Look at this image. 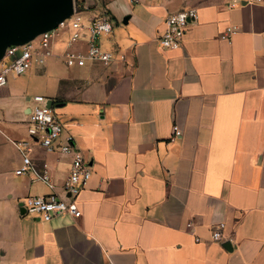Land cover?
<instances>
[{
    "label": "crops",
    "instance_id": "obj_1",
    "mask_svg": "<svg viewBox=\"0 0 264 264\" xmlns=\"http://www.w3.org/2000/svg\"><path fill=\"white\" fill-rule=\"evenodd\" d=\"M79 9L117 23L99 45L126 61L58 70L50 60L63 61L68 35L57 55L14 79L22 88L0 89V133L15 151L5 169L0 153V264H264V2L196 6L179 50L158 42L177 3L83 0ZM32 92L93 168L78 219L21 214L28 197L67 199L71 169L69 156L34 142L54 190L16 175L15 142L32 141V107L22 101ZM219 224L224 238L213 242Z\"/></svg>",
    "mask_w": 264,
    "mask_h": 264
},
{
    "label": "built area",
    "instance_id": "obj_2",
    "mask_svg": "<svg viewBox=\"0 0 264 264\" xmlns=\"http://www.w3.org/2000/svg\"><path fill=\"white\" fill-rule=\"evenodd\" d=\"M262 3L264 0H253ZM195 9L181 10L169 14L166 17V29L158 37L159 45L165 50H179L184 45L185 36L191 24L196 21ZM70 30L68 42L61 55L68 68L84 67L88 63H101L110 65L115 61L125 63V55H116L103 51L99 40L113 33V23L107 15L96 16L89 20L83 19V13L79 9L78 0H75L74 14L56 29L39 35L33 41L25 45H13L8 47L4 58L0 61V89L8 85L10 76L16 78L27 74L35 64L44 65L46 60L54 57L55 37L60 29ZM236 33L230 30L222 37L227 39ZM40 38L38 44L36 40ZM85 46L83 48L82 46ZM36 105L31 108L29 115V136L32 141H17L15 146L22 156V165L16 170L17 176H27L33 182L48 184L53 190L47 164L39 168L33 160L34 142L43 150L50 153H59L71 158V169L68 180L64 186L67 199H63L55 191L46 196L28 197L23 203L27 215L39 220L49 222L63 214L78 219L82 212L78 205V197L88 186L93 177V168L86 161L83 152L76 145L75 137L65 134V125L56 117L52 108L48 107V100L43 97L35 98ZM182 135L181 130L174 126L173 138ZM225 224H219L212 231L213 242H220L224 238ZM196 242H200L196 238Z\"/></svg>",
    "mask_w": 264,
    "mask_h": 264
},
{
    "label": "water",
    "instance_id": "obj_3",
    "mask_svg": "<svg viewBox=\"0 0 264 264\" xmlns=\"http://www.w3.org/2000/svg\"><path fill=\"white\" fill-rule=\"evenodd\" d=\"M74 11L75 0H0V61L8 47L25 45L56 29ZM19 207L26 214L22 202Z\"/></svg>",
    "mask_w": 264,
    "mask_h": 264
},
{
    "label": "rangeland",
    "instance_id": "obj_4",
    "mask_svg": "<svg viewBox=\"0 0 264 264\" xmlns=\"http://www.w3.org/2000/svg\"><path fill=\"white\" fill-rule=\"evenodd\" d=\"M169 1H172L173 3H177L180 10H186V9H194L196 6L216 2L218 0H169ZM78 2L82 3L83 0H78ZM83 19L86 20V18L84 16H83ZM113 26L117 27V23L114 21H113ZM121 26H123V24H121ZM69 32H70V30L68 28L60 29L58 32L59 35L55 37L54 41L57 42V44L60 43L61 41H64L65 38L69 35ZM39 41H40V38H38L36 40V44H38ZM60 51L62 52V50H59V49L57 50V52L61 53ZM50 61L55 63V68L58 70H64L65 67H67L64 65L63 61L60 59L55 58V59H51ZM78 68L79 67H75V69H78ZM17 78H19V77L14 78V77L10 76L8 78V85L10 88H13V87L22 88V85L20 84V82L14 80ZM33 94H34V92H32V94L29 95L31 97L30 101H27V98L29 96H26V94H25V97L22 99V101L24 103H26L27 105H29L30 107H34L36 105V103L34 102V99H33ZM0 128H1V130L5 129L1 122H0ZM5 133L7 135H9V137L16 138V135H13L12 133L11 134L7 133V132H5ZM0 153H4L8 157V163H7L8 166H6V163H5L4 165H2L3 168L5 169L8 167H11L13 164V161H14L15 151H14L13 147L11 145H9L8 139L1 133H0Z\"/></svg>",
    "mask_w": 264,
    "mask_h": 264
}]
</instances>
